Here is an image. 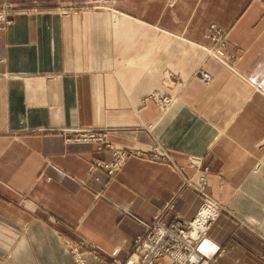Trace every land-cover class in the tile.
<instances>
[{"label":"crops","instance_id":"crops-1","mask_svg":"<svg viewBox=\"0 0 264 264\" xmlns=\"http://www.w3.org/2000/svg\"><path fill=\"white\" fill-rule=\"evenodd\" d=\"M4 3L20 10L0 31V264H78L73 247L85 264H123L169 201L166 220L197 215L208 198L186 181L204 168L221 212L196 251L264 264V0ZM211 25L227 31L233 65ZM69 128L108 129L134 154L111 179L91 174L112 152L69 143ZM154 145L169 157L152 159Z\"/></svg>","mask_w":264,"mask_h":264},{"label":"built area","instance_id":"built-area-1","mask_svg":"<svg viewBox=\"0 0 264 264\" xmlns=\"http://www.w3.org/2000/svg\"><path fill=\"white\" fill-rule=\"evenodd\" d=\"M18 10L20 9L14 7L10 3L0 4V31L6 30L13 22L9 14ZM211 31L212 39L215 40L214 37H217L215 33H218L216 27L213 26ZM222 38L223 37H220L217 41L215 40L217 42L215 45L216 51L221 50L225 52L222 48L226 46V44ZM218 47H221V49ZM74 129L75 131L72 132L66 129L61 130L63 134L67 135V141L69 143H92L96 145L97 151L108 149L112 152L111 159H95L92 162L90 167L91 174L96 169H102L111 179L116 175L122 163L128 159L129 156L133 155L129 153V148L118 147L112 143L108 139V130ZM156 153L157 154L155 157H152V159H167L169 157L168 151L166 150L160 152L157 149ZM194 157L200 158L199 156ZM191 164L195 165L192 161ZM208 171V168L202 169L198 184L194 185L198 192L204 197H206ZM96 179L99 180V177ZM187 185L191 186L192 184L187 183ZM207 202H210L214 206L216 214L214 217H208L205 226L202 227V224H196L197 215L191 219H187L177 213L171 220H166L165 214L175 207L174 201H169L161 212L154 216L153 221L147 226L146 231L134 238L129 255L123 264H158L159 260L163 257L170 258L172 264H207L209 260L201 255L196 261L192 260V254L196 250V244L207 233L212 222L221 212L218 202L208 199L204 201L200 209H202V206L204 207ZM200 209L198 212H200ZM72 253L78 264H85L84 258L78 247H73Z\"/></svg>","mask_w":264,"mask_h":264},{"label":"bare ground","instance_id":"bare-ground-1","mask_svg":"<svg viewBox=\"0 0 264 264\" xmlns=\"http://www.w3.org/2000/svg\"><path fill=\"white\" fill-rule=\"evenodd\" d=\"M213 26H215V25H213ZM212 27H211V29H212ZM211 32H210V36H211ZM195 75L199 76V78L203 82H205L207 84L210 83L213 80V75L210 74L209 72H207L204 68H198V70L196 71ZM153 97H154L155 101L158 102L160 105H163L162 107H164L165 109H168L174 102V98H170L168 96L160 97V94L157 93V92L153 93L152 98ZM104 130H108V129H104ZM67 131L72 132V131H75V129H68ZM158 151H160V150L158 149ZM160 152H162V151H160ZM127 160L128 159H126L122 163V165L118 169V172L124 167V165L126 164ZM191 161H192V163L195 164V165H192L191 162H190L191 166H197L198 168H199V166H201V161H202L201 158L192 157ZM89 172H90V169H89ZM215 214H216V210L214 209V206L210 202H207L204 205V207L202 206V209H200V212H198L196 224H200V225L202 224V227H204L207 218L211 217V216L214 217ZM195 230H196V228H195ZM199 257H200V254L195 250V252L192 254V258H193L192 260L196 261L197 259H199Z\"/></svg>","mask_w":264,"mask_h":264},{"label":"rangeland","instance_id":"rangeland-1","mask_svg":"<svg viewBox=\"0 0 264 264\" xmlns=\"http://www.w3.org/2000/svg\"><path fill=\"white\" fill-rule=\"evenodd\" d=\"M213 25H211V27H212ZM215 27H216V29H217V31H218V33H215V34H217V37L215 38L214 37V39L217 41L220 37H223L222 38V40L225 42V44H226V46H223V50L225 51V53L229 56V60H228V63L230 64V65H233L234 64V62L239 58V56L237 55V53L235 52V51H233L232 49H230L229 47H228V44H227V31L225 30V29H223V28H220V27H217V25H215ZM210 32H211V29H210ZM213 33H214V31H213ZM210 36V35H209ZM210 38H211V40L213 41V44H212V46H211V48H216V41L215 40H213L212 39V36H210ZM221 40V41H222ZM220 45H221V43H220ZM219 49H221V47H218ZM211 50V54H213L214 52L212 51V49H210ZM149 126H152L151 125V123L149 124ZM149 126H147L148 128H150ZM62 133V132H61ZM116 145V144H115ZM116 146H118V145H116ZM118 147H120V146H118ZM125 148H127V147H125ZM157 149H159L160 151H165V149H162L159 145H154V147H153V151L150 153V156H151V158L152 157H155V155L157 154L156 152H157ZM129 153L130 154H134V150L133 149H130L129 148ZM155 160V159H154ZM165 159H162V161H164ZM191 181V180H190ZM186 181L187 183H192L193 185H191V186H189V187H191L192 189H195L197 192H198V190L195 188V186L194 185H196L193 181ZM199 193V192H198ZM203 196V195H202ZM206 198H208V200H213V198H211L208 194H207V192H206ZM211 198V199H210ZM214 201H217V200H214ZM218 202V201H217ZM219 209H220V211H221V206H219ZM188 219V218H187Z\"/></svg>","mask_w":264,"mask_h":264}]
</instances>
